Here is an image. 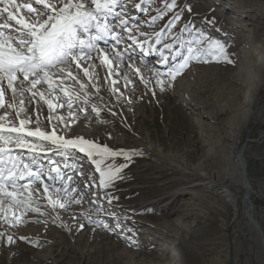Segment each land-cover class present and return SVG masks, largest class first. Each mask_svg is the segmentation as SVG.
I'll return each mask as SVG.
<instances>
[{
  "label": "rangeland",
  "instance_id": "rangeland-1",
  "mask_svg": "<svg viewBox=\"0 0 264 264\" xmlns=\"http://www.w3.org/2000/svg\"><path fill=\"white\" fill-rule=\"evenodd\" d=\"M263 2V0H176L177 7L168 12L163 19H158L153 24L152 18L165 9V0H150V3L142 4L147 12H142L134 7L135 4L140 3V0H121L122 7L116 8V13L121 15L126 13L127 16H130L132 22H130L129 27L133 28L132 35L137 38V42L139 39L150 40L154 48L151 50L153 56L138 62L137 58H132L131 53L136 49L138 56L140 53L144 56L149 51V47L144 45L145 48L143 49L141 48L142 44L132 47L130 45L132 41L127 39L128 33L124 32L123 35L126 36V40L123 45L117 46L125 56L121 64L124 65L128 61L131 64L135 63V67L139 68L141 73L147 71L149 74L151 72V76L148 75L150 84H146L143 77L139 86L134 88L132 80L137 75L130 68L128 71L131 70V74H133L131 77L127 76L131 80L130 84L126 82L123 75L116 72L117 68L115 69L116 74L113 76L117 79L120 78V80L111 84L110 79H105L107 76L106 68L99 66L98 61V63L95 62L98 65L95 69V80L98 82L99 92L95 90L92 84L90 85L88 78L81 77L86 87L83 90L80 88L77 91L72 90V95L73 97L79 95L81 99H84L82 94L85 96V89L87 88L88 95L96 91L97 95L102 93L104 96H108L114 93L112 85L116 86L115 93L119 101L124 104L126 113L132 118L138 117L136 118V127L130 131L124 124L125 120L121 114L119 118L110 114L109 111L119 109V104L110 106L109 102L107 103L101 97V103H92L91 109L95 107L98 110V114L92 110L93 117L98 118L97 120L109 117L107 121L117 126L118 129L120 126L121 130L115 131L108 124L99 127L95 124L100 130L99 134L106 136L107 142H112L115 137H121L123 133L126 134V131L129 130L131 133L127 146L135 147L140 142L145 145L143 140L147 138L149 140L147 143L153 144L155 150H163V154L167 158L175 160L185 168L197 171L200 167L199 163L208 155V150L217 148L218 145L221 146V142H218L219 139H222L223 145L231 143L226 138L223 139L224 125H227L234 118L235 109L243 107L246 110L248 108L245 101L249 99L254 90L256 96L253 99L255 101L252 108L264 106V78L261 64L257 63L259 55L264 57ZM122 8L125 10L122 11ZM176 13H182L181 19L176 27L169 32L166 27L167 23ZM113 17L111 24H116V16L113 15ZM185 24L190 25L191 32L182 34L180 30ZM137 27L138 31H145L143 33L146 35L141 36V32H136ZM118 30L119 28L115 29V31ZM159 32L164 33L159 37L162 43L155 42L156 34ZM200 33L224 44L227 59L231 63L214 62L211 58L207 63L191 62L182 74L171 82V86H169L168 76L162 75L160 79L164 80V85L163 90H161L153 70L166 73L168 69L174 67L180 60L179 58L172 60L171 57L175 51H183L180 44H184L186 47L187 41L192 40L194 36ZM177 36H179V41L175 39ZM111 43L114 42L111 40L106 45L100 43L98 45L100 48L106 49L113 45H110ZM165 44H176V47L172 52H169L164 47ZM125 49L127 50L125 51ZM163 56H167L169 59L164 61ZM153 61L159 62L158 66ZM87 64L89 63H86V66ZM80 74H83V71H80ZM179 81L184 82V88L182 87L184 94L194 96L195 98L190 97L192 100L195 99L194 101L201 100L202 105L196 107L189 99L179 98L180 96L176 94V84ZM109 84L110 89H108ZM231 97L234 99L230 105L231 109L227 110V113L218 112L219 108L227 107L226 100L231 99ZM87 101L89 104V100ZM73 106L77 108L75 112H81L80 109H82L83 104L78 102L73 103ZM63 110L69 111L67 106L57 108L55 115L60 116V113L64 112ZM85 112L86 110L81 112V118L86 116ZM260 112L254 115L250 126L248 135L250 139L248 140L251 142H248L245 151V161L250 186V200H253L254 205L253 214L257 222H260L261 231L264 235V117L263 113ZM93 117L91 119H95ZM66 135L67 133H63V136ZM206 136L213 139L208 146L205 144ZM245 137H247L246 131H243L235 143L238 148ZM199 139L202 144L199 143ZM76 155L82 156L85 162L76 163L74 171H78L79 167L94 171L92 163L90 161L88 163L89 159L85 155L80 153H76ZM40 162L44 163L45 160L40 159ZM86 163L90 166H86ZM108 163H113L115 166L127 163L128 167L119 174L123 177L122 179L115 180L111 187L104 188L102 192H125L130 189L133 194L124 199L116 197L111 203L108 202L107 206L116 208V206L127 205L132 200L138 203L140 198L144 202H149L148 206L144 207L139 214H128L129 223H138V227L134 228L137 232L129 227L126 230L116 232L101 231L99 234H92L87 232L89 229L87 226L80 227L82 231L78 234H76V228L68 233L64 229L69 226V221L63 216L60 218V226H56L57 223L53 222L50 224L51 226L49 225L52 230L45 231L47 233L43 234V237L48 241L40 242L39 239L27 234L28 230H23L28 227L27 225L47 226L45 221L36 222V219L42 216L40 210L43 214L52 215V211L47 205L49 200L41 196L42 194H38L33 196L34 202L31 207L38 208L39 212L29 211L25 213L23 209H12L10 210L11 219L6 220L4 218L3 224L0 223V233L3 234L0 235V264H178L180 259L176 256L169 259L168 254L164 260L158 258L164 251L169 252L170 250L179 253L182 251L187 264H235L234 249L237 243L242 250L238 259L239 264H244L246 261L247 264H259L255 253V243H253L252 250L246 249L250 237L242 226V222L238 220L237 224H225L226 220L224 217L222 218V212L218 210V206L212 204L211 200L199 202V199L197 200L190 195L178 194L179 186L175 183H179V180L174 181L178 177L173 172L169 170L164 172L166 180L170 182H166L165 185L167 197L163 196L162 199L158 198L160 194L156 190L157 186L150 179L153 175L158 174L155 164L151 163L150 165V163H145L142 160L134 161L126 158H111ZM210 167H208L209 170L212 168L210 171L214 172V167ZM83 170L78 172L89 173ZM95 180L98 184L99 177H96ZM63 184H66L65 179L62 182H57L56 187H62ZM58 195L68 200V205L76 209L81 208L83 199L85 201L87 197L92 199L95 191L90 187H85V194L81 195L76 187H69L68 194L61 192ZM81 196L82 202L80 204L71 202V198H81ZM51 208L61 215L66 213L65 209H61L59 206ZM91 208L93 207H86L83 215L88 214L87 212ZM242 208V204L239 203V210L242 211ZM93 209L91 211L94 213H102L103 211V209H98V211L97 208ZM116 209L119 211L120 208ZM137 210L138 208L135 212ZM10 211L2 213L5 215ZM115 213H109V216L116 215ZM21 215L28 217L25 219L18 218ZM227 218L230 219V214L227 215ZM178 219L182 225H187L188 228L184 230L173 224ZM7 221H11V223ZM140 222L146 225V228L142 227ZM6 229L8 236L13 238L12 243L4 241L7 234ZM251 242L253 241L251 240ZM111 245L117 246L114 248Z\"/></svg>",
  "mask_w": 264,
  "mask_h": 264
},
{
  "label": "snow or ice",
  "instance_id": "snow-or-ice-1",
  "mask_svg": "<svg viewBox=\"0 0 264 264\" xmlns=\"http://www.w3.org/2000/svg\"><path fill=\"white\" fill-rule=\"evenodd\" d=\"M146 3H150V0H140L134 7L147 12V9L142 7V4ZM118 7H122L121 0H0V109L4 110L0 112V212L6 213L12 209H23L25 213L39 212L38 208L31 207L33 196L40 194V189L35 185H42L45 194L51 187L45 182L43 169L38 172L33 170V165L41 155L52 156L59 153L63 157V163L60 160H50L46 176L48 181L62 182L65 179L63 169L74 167L69 164L73 159V151L83 153L99 174V186L108 188L115 180L123 178L119 174L128 167L127 163L115 166L108 163L109 159L124 156L130 160L131 155L138 154L124 150L113 151L106 145L83 137L68 139L57 134L59 124L70 128L72 122L79 119L73 111V95L65 85V80L75 81L84 89L86 85L79 76V72L83 71L88 82L99 92L98 82L95 81V69L98 65L94 60H99V66L106 68L105 79L109 80L116 74L115 69L125 58L124 53L117 47L125 42L123 33H128L127 39L131 40L133 45L137 44V38L132 35L133 28L129 27L130 19L126 13H116ZM176 7V0H165V9L152 18V23L163 19ZM110 15L116 16V24L105 22ZM181 15L182 13H176L168 21L166 27L169 32L176 27ZM116 28L120 31H115ZM180 32H191L190 25L185 24ZM163 34H156V43H162L159 37ZM140 35L146 34L141 32ZM109 39L114 42L109 49L99 47L97 42L107 43ZM175 39L179 41V36ZM164 47L172 52L176 44H165ZM180 48L183 51H175L171 57L172 60L179 58V63L166 73L153 70L161 90L164 85V80L160 79L162 75L168 76L171 86V82L181 75L191 62L207 63L211 58L214 62L231 63L227 59L226 46L203 33L187 41L186 47L180 44ZM93 53H96L95 58ZM162 58L164 61L169 59L167 56ZM88 61L93 63L85 67ZM128 67L140 75L141 70L135 65L130 63ZM140 78L143 81V77ZM125 79L127 83H131L130 79ZM111 83L115 84L116 81L111 80ZM43 85L47 87L42 91L38 86ZM57 91L63 92L65 101L53 103L52 100H45L46 95L53 96ZM112 91L115 92L116 89L112 88ZM26 93L30 95L26 97ZM87 95L85 92L84 103H87ZM37 96L47 104L49 115L46 119L51 125V132L42 128L39 101H36V118L33 119L28 113L25 99L32 103ZM55 99L60 100L58 95ZM75 99L79 100L80 96L76 95ZM65 103L72 118L71 122L64 116L55 115L57 108L65 107ZM92 110L98 114L95 107ZM80 111L84 112V109ZM32 124L36 125L34 129ZM80 175L83 176L84 173ZM89 186L96 185H86ZM54 191L57 194H68L69 186L65 184L63 187H54ZM47 198L53 208L59 206L67 210L68 200L61 202L59 199ZM112 199L109 198V203ZM71 202L80 204L82 196L71 198ZM5 219L7 220L6 217ZM8 242H13L11 236L8 237Z\"/></svg>",
  "mask_w": 264,
  "mask_h": 264
},
{
  "label": "bare ground",
  "instance_id": "bare-ground-1",
  "mask_svg": "<svg viewBox=\"0 0 264 264\" xmlns=\"http://www.w3.org/2000/svg\"><path fill=\"white\" fill-rule=\"evenodd\" d=\"M37 7H39V6H37ZM124 10L125 9H123L122 11H124ZM128 18L130 19V22H132L131 17L128 16ZM132 18H133V16H132ZM113 19H114L113 15H110L107 17V20L105 22L111 24ZM136 32H145V31H136ZM125 33H127V32H125ZM123 36L126 38L125 35H123ZM109 41L111 42L110 39L108 40V42ZM97 43H100L101 45H106V43L104 41H99ZM112 44L113 43H111L110 45H112ZM140 44H142L141 48H143V49L145 48L144 45H148L149 51H147L144 56H142L141 53L138 56V54H136L137 53L136 49H134V52L131 53V55H132V58H137L138 62H140V60L146 59L147 57L153 56V55H151V50L154 49L152 42L150 40L139 39V41L135 45H140ZM130 45H132V47L135 46L133 44H130ZM109 48H106V49H109ZM103 49H105V48H103ZM93 57L95 58L96 54H93ZM125 60H127V59H125ZM98 61L99 60H94V62H97V63H98ZM87 63H93V61H88ZM128 63L130 64V62H128V61H126L124 65L120 64L116 70L117 73H119L120 75H123L125 78L127 76L128 77L133 76V74H131V70L128 71V69H129ZM153 63L155 64L156 61H153ZM158 63L159 62L156 63V66H158ZM257 63L261 64L262 76L264 78V57L259 55ZM132 64L134 65L135 63H132ZM84 66L87 67L86 64ZM149 74L151 76V72H149ZM149 74L147 71H144L143 73L140 72V75L136 74L137 75L136 78H134L132 80V86L134 88L139 86V84L141 83V78H140L141 76L144 77V81L146 82V84H148L149 83V78H148ZM79 76H80V78L85 77L84 74H80ZM114 76H115V74H114ZM114 76H112L110 78V80H115V81L120 80V78L117 79ZM139 80H140V82H139ZM183 84H184V82H181V81H179L176 84L177 85L176 94H178V96H180L179 98L189 99L192 102V104H194V106H196V107H199V105H202L201 100L194 101L195 99L192 100L190 98L192 96H187V94L186 95L184 94ZM65 85L69 88L70 91H72V90L77 91V89L80 88V85L75 83V81L71 82L70 80H67V79L65 80ZM90 85H91V83H90ZM38 87L43 91L47 86L43 85V86H38ZM110 87L111 86L109 84L108 89H110ZM105 88H107L106 85H105ZM112 88L116 89L117 87L112 85ZM86 89H85V92L88 93V90H86ZM90 89H91V87H90ZM80 90H83V89L80 88ZM108 94H110V93H108ZM29 95H30V93H26V97ZM57 95L60 98V102H63L65 100L63 92H59V91H57L53 96H47L46 95L45 100H52L53 103H56L57 100L55 99V97ZM82 96L85 99L84 94H82ZM255 96H256V93L254 90L252 92V94L250 95L249 99L245 101L246 102L245 104L248 106V108L246 110L243 107H241L237 110L235 109L234 118H232L231 121L227 125H224V137H223V139L226 138L231 143L223 145L222 139H219L218 142L219 143L221 142V146L218 145L217 148L214 147V148H210L208 150V155L206 157L204 156L205 157V158H203L204 160L201 163H199L200 167H198L199 170H197V171L185 168L184 166H181L177 162H175V160L167 158L163 154V150H161V149L155 150L153 147V144L147 143V142H149V140L147 138H145V140H143L146 143L145 145H143L140 142L137 145H135V147L127 146L126 144L128 142V138L130 137V133H131V132H129V130L132 131V129H135L136 118H138V117L136 116L135 118H132L126 113V109L124 107V104L119 101V98L117 97V94L115 92L111 93L108 96H104L102 93L97 95L96 91H94V93H92L91 95H87V97H86V99L89 100V102H90L89 104L84 103V99L80 98L79 100H77V99H75V97H73V103L74 104H76L78 102H81L83 104L82 109L86 110V112H85L86 116L84 118H81V112H75L76 115L79 117V119L76 120L75 122H72V125L70 128H65L63 124H59V126H58L59 129H57V134L63 136V133L64 134L67 133L68 136L66 135L65 137H67L68 139L83 137L89 141H94L97 144L106 145L109 149H111L113 151L124 150L125 152H129V153H138V154L131 155L130 160H134V161L135 160H142L145 163L146 162L150 163V165L152 163V164H155L156 168L158 169V174L155 176L153 175V177L150 178L153 180V182L157 186L156 190L160 194L158 198L163 199V196L167 197V193L165 191V185H166V182L169 183L170 181L168 182L165 178V174H164L165 170H169V171L173 172L175 174V176L178 177V179L174 180V181L179 180L178 181L179 183H175L176 185L179 186L177 189L178 194L190 195L191 197H194L197 200L199 199L200 200L199 202L211 200L212 204H214L215 206H218V210H220L222 212V214H223L222 218L224 217V219L226 220L225 224H232V223L237 224L238 220L242 222V226L246 229V231L250 237V240L248 242V245L246 246V249L249 251L252 250L253 243H255V245H256L255 253L258 257V262H259V264H264V248H263L262 243L260 241L261 240L260 234H259L258 230L256 228H254L252 221L257 224L260 231L262 229V226H261L260 222H257V220L253 214L254 205L252 203L253 200L252 201L250 200V186H249V182H248V178H247L246 161H245V151L247 149L248 142H251V140H249L247 142V144H246V146L242 152L239 151V148L235 144L237 139L241 136V133L243 131H246L247 139H250V138H248V135L250 133V126H251V123L253 121V117L256 113L261 111L263 113V117H264V106H258V107L252 108V104L255 101V100L253 101V99H255ZM101 97H103L107 103L109 102L110 106L115 105V104H119V109H117L116 111H109V112H110V114H113L117 118H119V116L121 114L124 118L123 120H125L124 124H126L127 127L129 128V130L126 131V134L123 133V136L115 137V140L112 142H107L106 136L100 135L99 134V132H100L99 128H97L95 126V124H97L98 127L100 125H105V124L107 125L108 124V126H112L115 131L121 130L120 126H118L119 127V129H118L117 126H114L107 121V119H109V117L108 118H100L101 120H97L98 118L93 117V112L91 109L92 103H101V101H102ZM192 98H195V97L193 96ZM129 100H130V98H129ZM233 100L234 99L232 97H231V99L230 98L227 99L226 100V106L228 108L227 107H224V109L219 108L218 112L227 113V110L231 109L230 105H231V102ZM36 101H39L40 106H41L40 107V117L42 120V128L45 131L51 132V130H52L51 125L49 124L48 120L46 119V117L49 115V110H48L47 104L44 103V101L40 100L39 96H37L32 103H29L27 101V99H25V104L27 106L28 113L30 115H32L33 119L36 118L35 117V113L37 111ZM44 104H46V105H44ZM87 106H89V108H87ZM65 107H66V103H65ZM75 108H76V106H73V111H77V108L76 109ZM3 111H4L3 109H0V112H3ZM63 111H64L63 113L62 112L60 113V116H64L68 122H71L72 118L69 116V111L68 112H67V110L66 111L63 110ZM240 115H241V117H240ZM92 117L95 119H91ZM211 118H212V116H211ZM144 120H145V118H144ZM55 123H57V121H55ZM31 127L34 129L36 127V125L32 124ZM102 128H106V127H102ZM211 140H213V139H211L210 136H206L205 144L208 146L209 143L211 144V142H212ZM199 143H201L200 139H199ZM205 144H203V145H205ZM76 153H78V152H75V151L73 152V159L69 161L70 165L74 166L76 163L85 162V159L82 156L76 155ZM80 154L84 155L83 153H80ZM121 158H125V157L124 156L114 157V159H121ZM40 159L45 160V162L44 163L40 162ZM53 159L60 160L63 163V157L59 153H54L52 156L41 155L38 158L37 163L33 165L34 171L38 172L41 169H43V171L45 173V182L49 183L51 186L49 191L45 194L43 186L39 185V184L35 185V187L40 189V194H42L41 196H43L44 198L48 199L47 197H51L52 199H59L63 202L65 199L63 197L59 196L54 191V187L57 186L56 185L57 181L55 183V180L48 181L46 179V176L48 173L49 162H50V160H53ZM89 161L90 160H88V163H89ZM88 163H86V166H90V164H88ZM91 165L94 168V165L93 164H91ZM209 166L214 167L215 171L211 172L210 170L212 168L210 167L211 169L209 170V168H208ZM242 167H244L245 169H242ZM83 169H84V167H79L80 171ZM78 171H76V170L74 171V167H68V168L63 169L64 177H66L65 178L66 185H68L70 188L76 187L78 189V191L80 192V194L83 195V194H85L86 185L95 184L96 185L95 187L89 186L91 189H93L95 191V195H93L94 197L92 196V199L87 197L86 201L83 199V202L81 203V208L74 209L70 205H68V203H67V205H66L67 210H65L66 213H64L62 215L59 214L57 211L54 212L53 209L51 208L52 207L51 204L48 203L47 205L50 208V210L52 211V215L43 214L40 218L36 219V222H38V223H41V221L47 222V226L46 227L45 226L37 227L36 225H30V226L27 225L28 227L24 228L23 230H28L29 232L27 234H30V236L35 238V239H39L40 242H47L48 240L45 237H43V234L52 230V228H50V226H51L50 224H52L53 222L57 223L56 226L57 225L60 226V222H61L60 218L64 216L69 221V226H67L66 229H64V228L63 229L68 233L72 232L73 229L76 228L77 229L76 234H78L79 232L82 231V229H80L81 226L82 227L88 226L89 229L87 230V232H90L92 234H95V233L99 234L101 231H107L108 233L116 232L118 230H126L129 227H132V230L136 231V230H134V228L138 227V223H129L128 222L129 221L128 214L129 213L139 214L141 212V210L144 209V207L148 206L149 202H144L141 198L139 199L140 201H138V203L132 200V202H129L127 205L120 206V207L116 206V208H120L118 211L116 208L109 207L106 205L109 202V198L114 199L116 197H119V199H121V198L124 199V198L132 195L133 191L129 189V190H126L125 192L111 191V192L103 193L102 190H104V188H101L99 186V184L96 183L95 178L99 177V174L97 172H95V170L89 171L88 169H84L83 171L89 172L87 174L84 173L83 176L86 177L84 179H82V178L80 179V177H83V176H81L80 175L81 172H78ZM243 172L245 173V179H246L245 185H243V181H244ZM53 175H55V173H53ZM68 177H71V179H68ZM81 181H84V183H81ZM63 186H64V184H63ZM29 190L30 191L32 190V186H30ZM246 192L248 194L247 200H249L250 203H252V205H253V209L251 211H247L248 203H247L246 199L244 198V196L246 195ZM97 197L99 199H96ZM103 202H105V204H103ZM136 203H137V205H136ZM239 203H241L243 206L242 211L239 210ZM88 206L93 207V208H97V211H98V209H103V211H102V213H94L93 212L94 209L91 208V210L93 209V211L88 210V212H87L88 214L83 215L84 210ZM137 208H138V210L135 212V210ZM113 212H116L115 213L116 215L109 216V213H113ZM40 213H41V210H40ZM228 214H230V219L227 218ZM250 214L252 216L251 217L252 221L249 220ZM10 215H11V211H10V213L5 214V215L2 212H0V223L3 224L4 218L6 217L7 219H9L12 216V215L11 216ZM27 217L28 216L21 215L18 218L25 219ZM33 219H34V217H33ZM130 220H133V219L130 218ZM173 224H175L176 226H178L179 228L184 229V230L188 228L187 225H182V223L179 221V219L176 220L175 222H173ZM105 225L107 227H105ZM141 225H142V227L146 228V225H143V223H141ZM45 231H47V232H45ZM6 233L7 234L4 238V241L8 242L9 236H8L7 229H6ZM261 233H262V231H261ZM251 240L253 242H251ZM0 243H1V239H0ZM111 246L116 248L117 245H111ZM235 246L236 247L234 249V251H235L234 252V260H235V264H239L238 259H239L240 252L242 250H241L240 245L238 243ZM73 247H74V245H73ZM82 252H84V251H82ZM168 254H169V259L172 256H176V258L178 257L180 259L178 264H187L186 259L183 257L182 251H180V253L177 251L173 252V250L172 251L170 250L169 252L164 251V253L159 255L158 258L160 260H164ZM244 264H247V261L244 262Z\"/></svg>",
  "mask_w": 264,
  "mask_h": 264
},
{
  "label": "water",
  "instance_id": "water-1",
  "mask_svg": "<svg viewBox=\"0 0 264 264\" xmlns=\"http://www.w3.org/2000/svg\"><path fill=\"white\" fill-rule=\"evenodd\" d=\"M248 141H249V140L247 139V137H245L243 143H242V144L240 145V147H239V151H240V152L243 151V149L245 148V146H246V144H247ZM242 169H245V168L242 167ZM243 178H244L243 185H245V184H246V179H245V173H244V172H243ZM244 198L246 199V201H247V203H248L247 211H251V210L253 209V205H252V203H250L249 200H247V198H248V194H247V192H246V195L244 196ZM251 217H252V216H251V214H250V216H249V220L252 221V218H251ZM252 224H253L254 228H256V229L258 230V232H259V234H260V239H261L260 241H261L262 246H263V248H264V236H263V234L261 233V231L259 230L257 224H256L255 222H253V221H252Z\"/></svg>",
  "mask_w": 264,
  "mask_h": 264
}]
</instances>
